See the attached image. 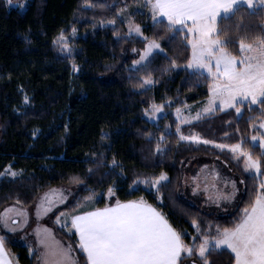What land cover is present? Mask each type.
Listing matches in <instances>:
<instances>
[{
	"label": "trees",
	"instance_id": "trees-1",
	"mask_svg": "<svg viewBox=\"0 0 264 264\" xmlns=\"http://www.w3.org/2000/svg\"><path fill=\"white\" fill-rule=\"evenodd\" d=\"M134 2L137 0H90L86 5L85 0H29L21 11L0 0V172L8 165L23 171L15 180L0 176V210L13 203L29 208L41 194L56 187L73 190L72 198L59 212L84 210V198L92 194L102 197L87 210L103 208L116 199L143 197L191 244L197 235L193 219L201 228L211 226L213 231L217 225L232 226L253 188L264 179V175L247 174L243 159L213 145L243 142L254 157L259 156L261 149L250 139L260 132L264 116L258 105L252 110L242 105L241 115L234 108L217 110L193 124H180L182 134L197 133L214 143L180 140L172 108L204 102L211 80L186 68L191 50L186 47L185 32L169 30L167 20L153 24L149 15L134 13L133 21L143 27L148 39L129 37L119 14ZM111 21L115 23L102 24ZM218 27L223 30L222 39L236 41L228 47L239 55L240 36L251 42L264 32V8L250 15L244 6L236 15L220 19ZM73 29L78 37L68 43L70 51L62 50L63 43L54 41L61 32L72 36ZM151 39L161 43L163 53H156L145 67L133 68V61ZM173 59L174 68L170 67ZM149 73L153 85L142 86V77ZM25 95L29 106H23ZM152 104L167 105V114L156 123L146 118L145 110ZM158 142L162 152L156 151ZM113 157L121 167L111 168ZM198 162L222 165L239 181L244 179L229 213H208L183 193L188 168ZM161 171L169 177L161 188L162 200L156 199L157 193L148 184H132L137 177L144 179ZM109 186L114 195L107 200ZM55 231L72 245L78 263L86 264L77 236L61 227ZM0 235L21 264L38 263L28 246L3 231ZM206 259L209 264H234L230 250L211 252ZM192 260L197 256L187 258L184 264ZM197 264L202 262L197 260Z\"/></svg>",
	"mask_w": 264,
	"mask_h": 264
},
{
	"label": "snow or ice",
	"instance_id": "snow-or-ice-1",
	"mask_svg": "<svg viewBox=\"0 0 264 264\" xmlns=\"http://www.w3.org/2000/svg\"><path fill=\"white\" fill-rule=\"evenodd\" d=\"M146 3L152 10L154 20L157 16L166 18V27L169 30L185 32L186 47L191 50L186 67L196 71L206 70L213 80L208 88L209 95L205 107L200 112L192 117H183L181 109L176 110L179 121L177 134L180 140L198 142L201 139L199 135L184 136L180 132V124L189 119L198 120L203 114H210L216 108H234L236 113L241 114L242 105H248L249 110L258 105L261 115L264 116V32L253 37L251 42L246 36H240L239 55H235L228 46L236 41L230 38L222 39L223 30L218 27V18L227 19L234 16L244 6H247L250 15H255L259 9L264 8V0H146ZM85 4L89 5L90 0H85ZM120 11L123 13L122 9ZM111 23L114 24L115 21ZM132 31L143 35L138 24L129 28V32ZM65 39L61 32L58 41L54 43L64 42ZM62 50L70 51L67 43H63ZM153 50L163 52L157 39L148 40L139 60L133 61V64L147 62ZM175 66L176 61L173 59L170 61V67ZM153 82L151 73L141 79L142 86L151 85ZM24 102H29L27 95L24 96ZM161 110L162 106L153 104L151 111H145L152 118ZM260 128L264 129V120L261 121ZM101 139H104V136ZM159 140H164L163 135ZM251 141L254 147L258 141L261 149L259 156L254 157L252 152L243 147V142L216 146L221 149L229 148L234 156L243 159L244 171L247 174L264 175V133L253 135ZM160 142L156 144L157 152L163 151ZM203 143L211 144L214 141L204 140ZM109 163L112 169L121 167L115 157ZM91 171L92 169H89V172ZM19 174L11 165H8L4 172H0V176L11 178ZM168 181L167 173L161 171L158 175L144 179L137 177L132 184L150 185L157 193L156 199L162 200L161 188ZM239 182L245 183L244 179ZM225 183H231L232 192L218 194L217 203L220 199L231 200L235 196L237 182L231 180ZM193 191L195 192L196 188H193ZM252 191L253 195L241 209L239 218L230 227L217 225L214 231L211 226L203 229L197 220L193 219L192 225L196 228L197 235L193 237L191 244L185 242V234L178 231L161 210L149 204L143 197L126 201L116 199L114 203L106 204L103 208H94L79 214L61 213L56 222L78 237L77 246L86 254V264H184L187 258L194 255L202 264H209L207 254L225 250L234 254V264H264V179H260ZM108 194L114 195L113 187L109 186ZM54 196L61 203L66 199L58 190L51 189L41 198V204L37 206L38 215L41 207L45 212L51 210L56 202ZM84 199L91 200V197ZM236 206H239L238 202ZM12 210L5 209V214H0V222H3L6 228L9 225L6 214ZM20 214L27 215L23 211ZM11 223L17 224L18 221L12 220ZM44 232L50 235L51 230L44 229ZM37 237L43 247L40 258L42 264H77L71 255V245L65 247L58 242L52 243L47 238L40 237L39 232ZM4 240L5 237L0 236V264H10V261L4 258ZM197 260H192L191 264H197Z\"/></svg>",
	"mask_w": 264,
	"mask_h": 264
},
{
	"label": "rangeland",
	"instance_id": "rangeland-1",
	"mask_svg": "<svg viewBox=\"0 0 264 264\" xmlns=\"http://www.w3.org/2000/svg\"><path fill=\"white\" fill-rule=\"evenodd\" d=\"M6 1H8L9 6L18 7L21 11H24L28 5L29 0H6ZM134 13H138L141 15H143V13H145V14L149 15L151 18L150 20L153 24L155 22H158L161 20L166 21V18H162L160 16H157L154 20L152 10L147 5L146 0H137L136 3L134 2L133 4H130L129 6H127L123 10V13L120 12V14H119V18L122 19V21L125 23V25L127 27V31H129L130 27L134 28V26L137 25L133 21L134 20L133 19ZM219 19L220 18H218V20ZM102 24H104V25L110 24L111 25L112 23L108 22V23H102ZM177 27H179V26H177ZM140 28H141V32L143 33V35H140V34L136 33L135 31H132V32H129V37L133 36V37H138V38H141L142 40H144L146 36H145L144 30H143V27L141 25H140ZM64 36L66 38L65 41L60 42V43H67V45H68L70 40L78 37V33H76V31H75V32H73V35L70 37H69V35H64ZM62 48H63V45H62ZM68 48H69V45H68ZM156 53H163V52H160L159 50H153V53L150 55L149 60ZM147 62H141L140 65H134L133 64V68L139 69L141 67H145V64ZM188 70L190 72H199L201 74H206L210 78L211 84H212L213 80L208 75L206 70H200V71H196L193 69H188ZM152 85H153V83L151 85H146V86L150 87ZM206 101H207V99L202 103L186 104V105L182 106V108H179V109H181V115L183 117L195 116L197 112H200L205 107ZM28 103L23 102V106H29ZM151 106L147 110L151 111ZM157 106H162V110L159 113H157L154 117L150 118L149 115L146 114V118L151 123L158 122L160 118L164 117L167 114V111H166L167 105L161 104V105H157ZM168 106L170 107L171 103L168 104ZM177 109L178 108H172V111L174 112L176 120H177V111H176ZM217 110H220V109L216 108L210 114H203L199 119L205 117L206 115L214 114L217 112ZM222 111H229V109H224ZM241 112H242V110H241ZM239 115H241V114H239ZM198 120L197 119H189L186 122L181 123V126L193 124L195 121H198ZM258 128H259L260 132L257 133L256 135H258L260 133H264V129H261L260 125L258 126ZM195 134H197V133H195ZM2 135H3V132L1 130V121H0V141L2 139ZM183 135L189 136V135H185V134H183ZM190 135H192V134H190ZM182 141H187V142L195 144V143H203L204 140L201 138L198 142L188 141V140H182ZM250 141H251V139H250ZM251 143H252V141H251ZM213 145L215 147H217L215 144H213ZM256 145H258V141L256 142ZM217 148H219V147H217ZM223 149H226L227 151L231 152V150L229 148H223ZM205 164L206 163L201 164L200 162H198V163H196V165L190 166L188 168L189 171L187 172V174L185 176V180H184L185 186L183 188V193H185L191 199V201L194 204L201 206V208H203L208 213L211 212V213H214L216 215L227 214L233 208V205L236 203V201L238 200V198L241 194V186L239 184V180L235 176L231 175V173L222 165L219 166L217 164H212V163H209L208 165H205ZM205 166H207V167H205ZM11 168L20 174L15 178H11L8 176H1L2 179L15 180V179L21 177V175L23 174V171L16 170L12 166H11ZM253 174H255V173H253ZM257 176H258V174H257ZM231 180H235L237 182L236 183L237 191L235 192L234 198L231 200L220 199L219 203H217L216 197L218 194L225 193V192H232L231 183H227V184L225 183L226 181H231ZM147 186L150 188V185H147ZM193 188H196L195 192L193 191ZM51 189L58 190L60 193H62V195L64 197H66V199H64L63 202L61 203L59 201V199L54 196V200L56 202H55V205L51 208V210L45 212L43 207H41L39 209V215H38V207L37 206L41 204V198L45 195V193H49V191ZM51 189H49V190L45 191V193L41 194L37 198L34 205L29 207V208L23 207V206L21 207L20 205L13 203V204L4 206L0 210V214H5V209H13L12 211H9L6 214L8 220H9L8 227L6 228L3 224V222H0V231H3L4 233L9 234V235H13L16 239H18L23 244V246H28V248L30 249V254L32 256H33L32 252L35 253L36 251H39L41 253V255L43 252V247H42V245H40L38 237H37L38 232H39L40 237L47 238L52 243L58 242L60 245L65 246V247H67L68 245H71V244H68L55 230H56V227H61L67 233H69L67 228L62 227V224L56 222V218H57V216H60L61 213H67L68 215H71L70 212L68 213V212H59V211H60V208L64 207L68 203V201L72 198L73 190L69 187L68 188L67 187H56V188H51ZM89 197H91V200H87V202L81 206V209L86 210L87 207L91 208L92 206H94V204L92 202L97 201L102 196H100V195L94 196V194H92ZM105 197L107 200H109L111 197H113V195L110 196L108 194V191H107L105 193ZM21 211H23L27 215L25 216V215L20 214ZM12 220H17L18 223L12 224L11 223ZM69 223H70V221H69ZM44 229H50L51 230L50 235L45 233ZM71 247H72V245H71ZM71 255L74 258V260L77 262V264H79L73 247H72Z\"/></svg>",
	"mask_w": 264,
	"mask_h": 264
},
{
	"label": "crops",
	"instance_id": "crops-1",
	"mask_svg": "<svg viewBox=\"0 0 264 264\" xmlns=\"http://www.w3.org/2000/svg\"><path fill=\"white\" fill-rule=\"evenodd\" d=\"M220 20V19H219ZM219 20H218V22H219ZM92 209H94V208H92ZM92 209H86V210H81L80 212H82V211H91ZM79 211H77L76 213H72V212H70L71 213V215L72 214H79L80 213ZM2 232V231H1ZM73 232H74V230H73ZM1 236V235H0ZM77 242H78V237H77ZM5 246V245H4ZM5 251H6V256L4 257L6 260H8V261H10V264H21L20 262H19V260L16 258V256L13 254V253H10V251L7 249V247H5ZM82 251V250H81ZM33 253V255H35L36 256V258H38V264H42V259H40L41 258V253L39 252V251H36L35 253L34 252H32ZM86 255V254H85Z\"/></svg>",
	"mask_w": 264,
	"mask_h": 264
}]
</instances>
